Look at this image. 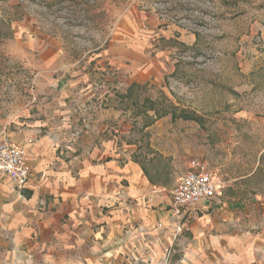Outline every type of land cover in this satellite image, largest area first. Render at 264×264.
<instances>
[{"label": "crops", "instance_id": "0c3cea01", "mask_svg": "<svg viewBox=\"0 0 264 264\" xmlns=\"http://www.w3.org/2000/svg\"><path fill=\"white\" fill-rule=\"evenodd\" d=\"M137 44L118 40L74 61L59 38L29 29L24 47L47 101L29 111L27 127L11 138L26 149L30 176L13 189L0 175V220L8 234L0 236V245L11 244L28 264H130L133 258L149 264H264V183L244 197L222 192L173 218L172 169L162 167L158 178L140 162V146L119 143L122 137L113 134L120 120H114V98L108 104L114 78L105 74L107 62L120 69L123 95L133 83L160 80L166 70L163 51L148 57ZM103 78L108 83L97 87ZM262 157L239 179L253 178ZM175 174L177 184L185 173Z\"/></svg>", "mask_w": 264, "mask_h": 264}, {"label": "rangeland", "instance_id": "374dc122", "mask_svg": "<svg viewBox=\"0 0 264 264\" xmlns=\"http://www.w3.org/2000/svg\"><path fill=\"white\" fill-rule=\"evenodd\" d=\"M29 29L59 38L74 61L118 40L138 43L148 57L164 52L162 78L139 83L130 98H122L120 69L106 66L115 73L108 104L114 98L120 120L113 134L140 146V162L158 178L170 167L171 189L175 172L185 173L196 158L208 163L224 197L247 196L264 183V0H0V138L18 135L29 111L47 101L24 47ZM145 98L178 117L154 120ZM183 111L195 120L183 119ZM262 152L257 174L239 179ZM7 235L0 220V236ZM11 247L0 245V264H28Z\"/></svg>", "mask_w": 264, "mask_h": 264}, {"label": "built area", "instance_id": "2783aa9c", "mask_svg": "<svg viewBox=\"0 0 264 264\" xmlns=\"http://www.w3.org/2000/svg\"><path fill=\"white\" fill-rule=\"evenodd\" d=\"M105 72L109 76L115 74L110 69ZM104 86L105 84H101L97 87ZM101 104L94 103L92 109L100 108ZM0 175L10 180L13 189L26 185L30 176L26 149L14 143L9 136L0 138ZM221 190L222 187L208 163L202 159H191L187 171L170 191L172 217L178 218L183 209H194L203 201L221 195ZM138 264L149 263L140 260Z\"/></svg>", "mask_w": 264, "mask_h": 264}, {"label": "trees", "instance_id": "16d2710c", "mask_svg": "<svg viewBox=\"0 0 264 264\" xmlns=\"http://www.w3.org/2000/svg\"><path fill=\"white\" fill-rule=\"evenodd\" d=\"M141 87H142V85H140L139 83H133V84L129 87V89L127 90V93H125L124 95H122V98H123V99H124V98H130V97L133 95L134 91H135L136 89H138V88H141ZM147 104H150V105L146 107ZM143 105L145 106V109H144L145 112H148V111H154V113H155V119H154V120H156V119H158V118H161V117H163V116H166V115H168L169 113H172V118H173V119H176V118L178 117V116L176 115V113L171 112V111L168 110V109H164V111H163L162 113H160V110L157 109V108L155 107L154 101H153L152 99H150V98H145L144 101H143ZM183 112H184V113H183V115L181 116L183 119H186V120H195V118H194L193 115L187 113L186 111H183ZM145 126H146V125H145Z\"/></svg>", "mask_w": 264, "mask_h": 264}]
</instances>
